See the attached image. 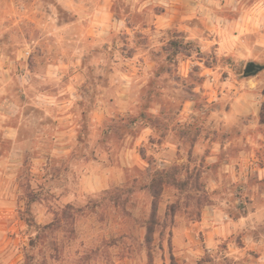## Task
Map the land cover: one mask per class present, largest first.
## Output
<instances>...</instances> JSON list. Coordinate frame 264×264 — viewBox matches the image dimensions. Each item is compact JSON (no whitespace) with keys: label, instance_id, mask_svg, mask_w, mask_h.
Returning a JSON list of instances; mask_svg holds the SVG:
<instances>
[{"label":"rangeland","instance_id":"374dc122","mask_svg":"<svg viewBox=\"0 0 264 264\" xmlns=\"http://www.w3.org/2000/svg\"><path fill=\"white\" fill-rule=\"evenodd\" d=\"M110 3L107 41L41 52L68 14L0 0V264H264V0Z\"/></svg>","mask_w":264,"mask_h":264},{"label":"crops","instance_id":"0c3cea01","mask_svg":"<svg viewBox=\"0 0 264 264\" xmlns=\"http://www.w3.org/2000/svg\"><path fill=\"white\" fill-rule=\"evenodd\" d=\"M56 4L68 14V19L59 20L57 16L44 15V19L35 25L37 38L34 42L38 45V50L55 45L58 48L65 49V45L71 46L78 51H85L96 45L107 41L105 38L110 34L111 30L119 26V22L111 11L110 0H54ZM61 34L55 40L53 36ZM42 52V51H41ZM28 53V54H27ZM93 53V52H92ZM30 51H25V55H29ZM41 54V53H40ZM89 54H91L89 52ZM97 55V54H96ZM58 64L62 60H58ZM37 64V66H35ZM32 67V75L40 77L39 73L44 76H51V68L56 64L47 62L45 65L39 64L34 60ZM44 67V68H42ZM36 98L44 96L46 99H52L51 94L36 91ZM12 129V128H9Z\"/></svg>","mask_w":264,"mask_h":264},{"label":"trees","instance_id":"16d2710c","mask_svg":"<svg viewBox=\"0 0 264 264\" xmlns=\"http://www.w3.org/2000/svg\"><path fill=\"white\" fill-rule=\"evenodd\" d=\"M256 73V72H255ZM254 74V73H251ZM183 168V167H182ZM177 169H179V167L175 166L173 168L174 171H176ZM176 177L173 176V174L169 175L168 171L163 173V174H159L156 175L155 177H153L150 181V183L147 185V189L150 193V195L152 196V214L154 216V214L156 213V208H157V203L159 200V197L161 195V192L164 188L165 185H173V186H185L186 183L185 181L181 180L178 181L177 179H175ZM77 211H81V209H76ZM75 209L72 208V205L67 204L66 207H64L63 209V217H66L67 219H72L74 216V211H76ZM148 225H147V233H146V238L144 241H146V243H150L152 240V233H153V225H154V220L153 217L151 216V218L148 220ZM52 222L49 224H46L44 226H41V229H46V228H50L52 226ZM171 264H176L174 261H172Z\"/></svg>","mask_w":264,"mask_h":264},{"label":"water","instance_id":"95a60500","mask_svg":"<svg viewBox=\"0 0 264 264\" xmlns=\"http://www.w3.org/2000/svg\"><path fill=\"white\" fill-rule=\"evenodd\" d=\"M260 68H261L260 65L255 64L254 62L250 61V62H248V64L244 68V74L248 75V74H251V73H255Z\"/></svg>","mask_w":264,"mask_h":264},{"label":"built area","instance_id":"2783aa9c","mask_svg":"<svg viewBox=\"0 0 264 264\" xmlns=\"http://www.w3.org/2000/svg\"><path fill=\"white\" fill-rule=\"evenodd\" d=\"M28 54V53H27Z\"/></svg>","mask_w":264,"mask_h":264}]
</instances>
